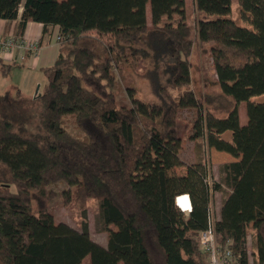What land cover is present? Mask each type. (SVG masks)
Masks as SVG:
<instances>
[{"label":"trees","instance_id":"trees-1","mask_svg":"<svg viewBox=\"0 0 264 264\" xmlns=\"http://www.w3.org/2000/svg\"><path fill=\"white\" fill-rule=\"evenodd\" d=\"M237 3L244 26L229 18L231 0H193L192 27L185 0H0V20L16 21V36L36 22L44 34L57 26L60 41L55 62L42 69L37 133L24 137L0 117V264H82L87 257L90 264H206L198 237L210 223L238 264H249L248 235L254 264H264V101H254L264 95V0ZM146 56L155 102L136 97L127 72ZM0 67L6 74L1 60ZM195 68L204 73L199 87ZM148 109L158 117L146 116ZM183 110L193 115L183 124L189 140L236 159L221 166L220 181L203 163L182 161ZM67 116L82 138L66 129ZM176 167L185 173L170 175ZM60 182L68 187L64 203L82 213L78 230L48 211L46 188ZM222 187L229 192L212 223L211 192ZM180 195L189 196L188 215L175 206ZM88 199L98 203L105 246L90 238Z\"/></svg>","mask_w":264,"mask_h":264},{"label":"rangeland","instance_id":"rangeland-1","mask_svg":"<svg viewBox=\"0 0 264 264\" xmlns=\"http://www.w3.org/2000/svg\"><path fill=\"white\" fill-rule=\"evenodd\" d=\"M187 21L189 25L194 27L195 20L198 17L195 11V6L193 0H185ZM148 21H150L149 12L147 14ZM229 18L234 20L238 25L244 26V23L239 17V7L237 0H231V13ZM150 23V22H149ZM92 35H95L103 43L107 44L111 40V34H98L97 32L91 31ZM194 35L191 34V37ZM205 51L202 48L198 49L199 62H202L201 58L204 56ZM150 56L146 58H138L134 65L127 66V72L130 74L134 87L137 89L136 97L144 102H155L157 101L156 93L153 90V85H155L154 79L151 75L153 71V66L150 62ZM194 61V66L197 68ZM1 68V67H0ZM193 69L191 71L194 85L199 87V79L204 77L203 70L200 68ZM13 70L16 67H11ZM10 74V75H11ZM2 78V72L0 69V79ZM9 79H3L0 82V117L8 119L13 123H16V131L22 134L24 137H31L37 133V126L39 120V114L41 108L39 106L37 97L42 93L44 86L46 84L45 77L43 74H36L37 84L28 87L26 90L21 89L18 86L17 77L16 80L14 76H9ZM31 79L34 76L30 77ZM212 79V75H210ZM209 79V77H208ZM30 88V89H29ZM28 90V91H27ZM199 90V89H198ZM125 97L123 90L118 93V99H123ZM254 101L262 102L264 101V95L256 97ZM129 103L128 100H125ZM25 112V113H23ZM238 113L241 120V125H245L247 122L246 118V105L241 103L238 107ZM149 118L155 119L158 117L157 112L154 109H148L144 112ZM192 112L189 110H183L180 112L179 119V135L183 139V149L180 153L182 161L186 164L201 162L205 165L211 174V178L215 181H220L222 178L221 166L225 163L236 161L231 155L225 152H218L212 148H209L205 140L191 141L189 140L183 132V124L186 122L192 123ZM65 127L73 135L82 138L83 134L79 131L73 120L67 116L65 117ZM229 136V134H228ZM184 167H176L172 169L170 175H180L184 173ZM67 185L64 182L57 183L55 185L49 186L46 189L52 191V198L48 204V211L52 214L55 223H65L74 229H79L82 222V213L77 210L73 203H64L62 192L67 189ZM12 191H15V187L10 186ZM33 203V201H32ZM86 219L88 222L89 235L92 241L97 242L101 245H106V234L100 230L99 225V214H98V203L96 199H88L86 201ZM112 230L115 227L111 226ZM253 248V240L250 235L247 237L246 250L248 254L249 264H254L253 256L251 254ZM82 264H90L89 258H85Z\"/></svg>","mask_w":264,"mask_h":264},{"label":"crops","instance_id":"crops-1","mask_svg":"<svg viewBox=\"0 0 264 264\" xmlns=\"http://www.w3.org/2000/svg\"><path fill=\"white\" fill-rule=\"evenodd\" d=\"M21 11L22 9L19 10V14H21ZM148 12L150 15L149 7L146 8L147 21H148V17H147ZM150 20H151V15H150ZM15 25H16V21L7 23L3 20H0V36H6L11 33L14 35L16 39H22L25 41H33V42L36 41L39 44V49L36 53H29V52L21 53L16 51L11 60H8V58L4 59L0 52V60L5 66H8L6 71L7 73L2 74V78H1L2 80L1 79L0 80L3 82V79L6 80L9 79L8 78L9 76H14L15 80L17 77L16 82L18 83V86L21 87V89L24 88L27 89L29 86L32 87V85L37 84L38 80H36L37 79L36 74L38 73L41 74L43 68L51 66L56 60L60 50V41L58 39V27L57 26L50 27L48 31L44 34L42 24L36 22H28L24 28L21 37H18L16 36L17 34L15 30ZM21 55H23L24 57L23 60H20ZM11 67L17 68L13 70L12 74H11L12 72ZM31 76L32 77L34 76V78L31 79L30 78ZM240 124H241V120H240ZM184 173L180 175H183ZM228 192L229 190H227L224 187H222L220 191L211 192L212 198L209 209H210L212 223L220 220L221 203L225 199L226 193Z\"/></svg>","mask_w":264,"mask_h":264},{"label":"built area","instance_id":"built-area-1","mask_svg":"<svg viewBox=\"0 0 264 264\" xmlns=\"http://www.w3.org/2000/svg\"><path fill=\"white\" fill-rule=\"evenodd\" d=\"M38 49L39 44L36 41L33 42L16 39L11 33L6 36H0V52L4 59L8 58V60H11L16 51L21 53H36ZM23 58V55H21L20 60H23ZM179 197H176L174 200L175 206L183 214L188 215L191 207H189V209H183L177 202ZM187 197L189 200L188 195ZM198 241L203 253L206 255V264H238L237 259L232 255L230 249L227 246L221 247L216 243L211 223L208 225L207 229L200 233Z\"/></svg>","mask_w":264,"mask_h":264},{"label":"bare ground","instance_id":"bare-ground-1","mask_svg":"<svg viewBox=\"0 0 264 264\" xmlns=\"http://www.w3.org/2000/svg\"><path fill=\"white\" fill-rule=\"evenodd\" d=\"M177 202L183 209H189V207H190V203H189L187 195H183V196L179 197L177 199Z\"/></svg>","mask_w":264,"mask_h":264}]
</instances>
